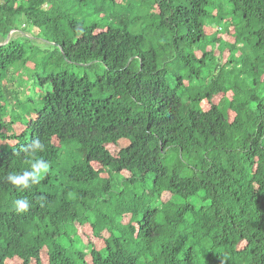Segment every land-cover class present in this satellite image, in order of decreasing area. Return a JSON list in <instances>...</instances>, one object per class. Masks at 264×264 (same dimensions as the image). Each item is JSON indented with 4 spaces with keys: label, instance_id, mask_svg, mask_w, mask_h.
Instances as JSON below:
<instances>
[{
    "label": "trees",
    "instance_id": "16d2710c",
    "mask_svg": "<svg viewBox=\"0 0 264 264\" xmlns=\"http://www.w3.org/2000/svg\"><path fill=\"white\" fill-rule=\"evenodd\" d=\"M0 140V264H264V0H0Z\"/></svg>",
    "mask_w": 264,
    "mask_h": 264
},
{
    "label": "clouds",
    "instance_id": "9594fccd",
    "mask_svg": "<svg viewBox=\"0 0 264 264\" xmlns=\"http://www.w3.org/2000/svg\"><path fill=\"white\" fill-rule=\"evenodd\" d=\"M30 150L32 152L43 151L44 145L38 139L33 140ZM48 170L49 165L43 160H39L31 165V170H25L22 174L9 173L7 180L20 189H29L32 185L38 184ZM14 204L13 211L16 213H26L31 206L27 198L17 199Z\"/></svg>",
    "mask_w": 264,
    "mask_h": 264
},
{
    "label": "rangeland",
    "instance_id": "374dc122",
    "mask_svg": "<svg viewBox=\"0 0 264 264\" xmlns=\"http://www.w3.org/2000/svg\"><path fill=\"white\" fill-rule=\"evenodd\" d=\"M31 31V30H30ZM28 32L29 31H27V32H25V31H22V33L20 32V31H10V33H9V36H16L17 34L19 35V34H26L27 36H31L32 34L31 33H29L28 34ZM9 38V37H8ZM7 38V39H8ZM41 42H43L41 39L39 40V39H35L34 40V43H36V44H40ZM213 46V44H210V48ZM23 74V73H22ZM24 78H26V75H25V77ZM20 96H23L22 94H20ZM221 97H222V94H219V95H217L214 99H213V101L214 102H218L220 99H221ZM203 107H204V109H208L209 108V104H207V103H203ZM7 119L6 120H8L9 118L8 117H6ZM2 141L0 140V143H1ZM119 148V146H108V149L110 150V152H112V153H114L117 149ZM93 166H94V168H99L100 167V165H98L97 163H93ZM102 175H105V176H108L109 174L108 173H106V172H103V174ZM81 230L83 231L82 233H81V231L79 230V232L81 233V236H82V238H83V240L84 239H91V240H94V238H93V236H91L90 237V228L88 227V226H84V227H82L81 228ZM43 254V264H47V261H46V255H45V253L43 252L42 253ZM7 264H21L20 263V261L17 259V260H10ZM32 264H35L34 262L32 263Z\"/></svg>",
    "mask_w": 264,
    "mask_h": 264
},
{
    "label": "water",
    "instance_id": "95a60500",
    "mask_svg": "<svg viewBox=\"0 0 264 264\" xmlns=\"http://www.w3.org/2000/svg\"><path fill=\"white\" fill-rule=\"evenodd\" d=\"M11 31H14V29H12ZM9 33H10V32H9ZM9 33H8V35H7L6 39L9 37ZM6 39L4 40V42H3V43H5Z\"/></svg>",
    "mask_w": 264,
    "mask_h": 264
}]
</instances>
